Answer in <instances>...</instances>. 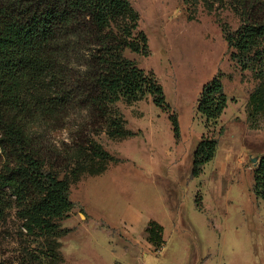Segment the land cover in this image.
Here are the masks:
<instances>
[{"label": "rangeland", "instance_id": "rangeland-1", "mask_svg": "<svg viewBox=\"0 0 264 264\" xmlns=\"http://www.w3.org/2000/svg\"><path fill=\"white\" fill-rule=\"evenodd\" d=\"M131 1L150 54L125 56L156 75L169 111L148 96L121 99L104 115L80 95L62 120L34 126L33 136L61 179L89 156L94 142L115 161L94 176L95 159L92 168L78 169V179H70L74 207L55 221L66 234L30 237L19 209L10 210L0 226V260L53 250L60 264H264V201L253 191V160L264 156V114L249 118V99L261 80L232 59L235 50L222 31L224 25L236 31L253 8L264 9V0ZM219 75L227 108L217 122L207 123L198 100ZM113 120L129 134L113 136ZM203 138H215L218 149L193 177L194 153ZM3 162L0 153V169ZM151 221L164 229L160 246L148 241ZM56 263L44 257L28 264Z\"/></svg>", "mask_w": 264, "mask_h": 264}, {"label": "trees", "instance_id": "trees-1", "mask_svg": "<svg viewBox=\"0 0 264 264\" xmlns=\"http://www.w3.org/2000/svg\"><path fill=\"white\" fill-rule=\"evenodd\" d=\"M200 0H185L190 4ZM140 14L131 0H0V226L14 207L21 214V227L30 237L41 239L59 231L56 220L70 213L71 180L93 167L104 172L115 161L94 142L88 157H82L60 178L58 168L42 153L33 136L40 123L59 122L77 97L85 96L106 115L121 99L137 102L152 97L153 103L169 111L164 91L153 72H145L125 56L126 51L149 56L147 35L139 30ZM232 59L261 80L249 99V118L264 114V9L254 8L236 31L222 26ZM82 68H84L82 70ZM228 99L221 76L207 83L198 100V112L207 123L217 122ZM176 138L180 126L171 116ZM120 120H113V136L129 134ZM215 138H203L193 160V177L202 174L217 152ZM82 166V167H81ZM88 167V168H87ZM253 191L264 201V156L254 169ZM149 242L163 244L164 229L151 221L146 229ZM53 250H51L52 252ZM49 250L25 252L17 261L0 264H28L59 253Z\"/></svg>", "mask_w": 264, "mask_h": 264}, {"label": "water", "instance_id": "water-1", "mask_svg": "<svg viewBox=\"0 0 264 264\" xmlns=\"http://www.w3.org/2000/svg\"><path fill=\"white\" fill-rule=\"evenodd\" d=\"M253 162H254V164L256 165V164H257V162H258V159H257V158H255V159L253 160Z\"/></svg>", "mask_w": 264, "mask_h": 264}]
</instances>
